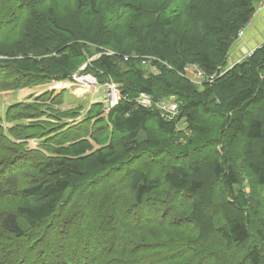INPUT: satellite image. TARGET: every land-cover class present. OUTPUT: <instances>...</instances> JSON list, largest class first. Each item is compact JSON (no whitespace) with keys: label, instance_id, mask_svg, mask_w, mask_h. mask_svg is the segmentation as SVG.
<instances>
[{"label":"trees","instance_id":"trees-1","mask_svg":"<svg viewBox=\"0 0 264 264\" xmlns=\"http://www.w3.org/2000/svg\"><path fill=\"white\" fill-rule=\"evenodd\" d=\"M259 1L0 0V39L26 27L0 91L80 72L120 93L72 125L63 92L0 116V264H264V47L226 66Z\"/></svg>","mask_w":264,"mask_h":264},{"label":"rangeland","instance_id":"rangeland-1","mask_svg":"<svg viewBox=\"0 0 264 264\" xmlns=\"http://www.w3.org/2000/svg\"><path fill=\"white\" fill-rule=\"evenodd\" d=\"M255 13V12H254ZM257 15V14H256ZM255 15V16H256ZM252 16L251 21L248 25L245 26V31L247 32L250 30L253 25H255L254 17ZM26 29V27L19 26L15 31L10 33L9 35L5 37H1L0 39V46L6 49L7 46H12L14 43H19V40L23 36V31ZM246 34V33H245ZM245 36V35H244ZM243 36V39H244ZM240 40L238 43L244 41ZM262 39V38H261ZM236 42V41H235ZM236 43V45H238ZM263 43L260 41H255L253 45L250 46V48L247 47H242L246 51L244 52V55L242 56L243 58H247L249 56V53L252 54V52L259 48L260 44ZM235 45V47H236ZM236 49L240 50L239 47H236ZM108 54H112L111 50H105ZM238 59V61H240ZM237 61V62H238ZM234 62H228L227 61V67L231 66V64ZM85 65H83L80 69H83ZM152 71H155V68H152ZM188 72V77L191 78L194 82L200 84L201 82L204 81V75L198 68H193L191 70H187ZM77 73V72H76ZM74 73V74H76ZM80 73V72H78ZM73 74V75H74ZM86 75V74H84ZM91 75V74H87ZM93 78H95L93 75H91ZM96 80V79H95ZM89 85V86H87ZM116 85V84H115ZM58 93V92H63L62 93V100L63 102L61 104H55L54 108L55 109H68L72 107H77L78 105H81L82 110H81V115L72 119V118H64L63 121L66 123H69V125H72L76 122H79L82 119V116L84 113L88 110V108L96 102H105L106 99H108V93L106 92V86H100L96 85L94 87L90 86L89 83H86V85L80 83V82H75L74 78L72 77L71 81H63V80H50V81H44L43 83H38L31 85L29 87H26L24 89H15L11 91H0V116L2 119H4V114L6 111V108L9 106V104L16 103L22 100H33L34 95L39 96L41 94H47V93ZM32 96L30 99L29 96ZM46 119V118H44ZM27 118H21L18 121L8 123L5 120H3V125L5 127L9 125H13L16 123H21V122H27ZM182 131L186 134L185 137H189L191 135L190 131H186L184 128V125L181 124L179 126ZM179 141H183V138L181 137ZM29 146L31 148H37V143L38 139L32 138L28 140Z\"/></svg>","mask_w":264,"mask_h":264},{"label":"built area","instance_id":"built-area-1","mask_svg":"<svg viewBox=\"0 0 264 264\" xmlns=\"http://www.w3.org/2000/svg\"><path fill=\"white\" fill-rule=\"evenodd\" d=\"M259 10H264V2L257 4L255 11L258 12ZM243 29L240 30L238 36L241 35ZM262 42L263 43H261L260 46L264 47V40ZM249 55H250V53H249ZM73 78H74L75 82H80V83H82L84 85H86V83H89L90 86H92V87L97 85V81L91 75H87V74L84 75L82 73H78L77 72L76 74L73 75ZM87 86H89V85H87ZM106 92L108 93V99H106L105 102H107L109 107H112L118 102V99L120 97L119 96L120 93H119L115 83H108L107 87H106ZM137 102L141 103V104H143L145 106H151L153 104V102H152L151 98L149 97V95H147L145 93L140 94V96L137 98ZM155 105L157 107L161 108L165 112L164 115L166 117L174 115L177 112V105H176V103H174L171 100H163V101H161L159 103H155Z\"/></svg>","mask_w":264,"mask_h":264},{"label":"crops","instance_id":"crops-1","mask_svg":"<svg viewBox=\"0 0 264 264\" xmlns=\"http://www.w3.org/2000/svg\"><path fill=\"white\" fill-rule=\"evenodd\" d=\"M263 2H264V0H260L258 2V4L263 3ZM254 12L255 13L253 14V16H255L257 14L254 17V21H255L254 24L255 25H253V27L250 30H248L247 32L245 31V27H244L241 35L236 38V40H235L236 42L235 41L233 42L232 46L230 47L229 53H228V62H234L235 63L238 61V59H240V58L242 59V56L244 55V52L246 51L242 47L248 46V48H250V46L253 45L255 41L258 42L261 40V42H262L264 40V10H259L258 12H256V11H254ZM243 36H244V39H243ZM242 39L244 41L238 43ZM236 43H238V45H236ZM235 45H236V47H239L240 50L236 49Z\"/></svg>","mask_w":264,"mask_h":264}]
</instances>
